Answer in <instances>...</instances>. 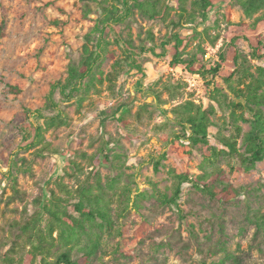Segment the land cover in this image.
<instances>
[{
  "label": "rangeland",
  "instance_id": "374dc122",
  "mask_svg": "<svg viewBox=\"0 0 264 264\" xmlns=\"http://www.w3.org/2000/svg\"><path fill=\"white\" fill-rule=\"evenodd\" d=\"M233 1L218 0L204 21L172 27L178 3L166 0V20H149L133 9L123 22L109 21L101 34L96 23L99 18L105 22L102 8L119 16L121 0H0V264L27 259L30 247L13 226L41 215L45 230L43 206L52 194L66 198L59 184L74 194L89 182L91 171L106 187L114 224L109 231L86 224L84 233L100 241L88 264H264V160L249 172L227 158L219 160L221 180L214 190L228 191L227 201L210 199L190 185L182 187L176 206L157 198L170 195L171 174L195 177L202 172V146L186 139L173 121L172 107L191 100L214 108L211 146L222 148L216 141L219 131L233 133L229 111L212 101L210 91L224 89L222 78L233 71L234 52L247 56L245 39L261 34L232 26L252 22ZM147 34L153 36L158 57L127 47L130 41L136 49L148 48ZM175 34L184 39L182 58H195L196 69L213 66L226 52L220 74L207 77L208 89L198 75L169 65L172 43L164 51L161 44ZM232 38L238 40L228 50ZM100 43L95 73L104 79L118 69L116 79L94 81V87L86 79L77 92L63 95L68 66L79 63L83 45L95 51ZM250 63L252 73L264 67V61ZM168 85L177 88L175 99L165 90ZM57 115L65 123L47 127L46 120ZM237 125L243 133L249 130L244 121ZM37 127L42 128L41 143L34 136ZM43 145L56 153L41 155ZM96 154L100 164L94 167L89 158ZM74 162L80 169H74ZM111 183L114 188L108 190ZM63 206L78 218L70 204ZM52 237L57 239L58 231Z\"/></svg>",
  "mask_w": 264,
  "mask_h": 264
},
{
  "label": "trees",
  "instance_id": "16d2710c",
  "mask_svg": "<svg viewBox=\"0 0 264 264\" xmlns=\"http://www.w3.org/2000/svg\"><path fill=\"white\" fill-rule=\"evenodd\" d=\"M190 2V9L187 10V2ZM218 0H177L178 3V21H171L172 27H178L181 24H194L198 19L206 20L208 12H210L216 5ZM124 12L115 16L112 10H106L105 22L98 19V31L102 34L104 27L108 25L109 21L123 22L131 16L133 9L140 15L149 20H166L169 13V6L166 0H121ZM232 5H236L242 11L244 17L251 20V24H231L234 27L242 29H259L261 34L254 37L246 38L245 41L249 47V54L247 56L238 52H234L232 63L233 71L222 78L224 89L213 88L210 91V97L214 103L219 107L225 106L229 111L231 120V129L233 133L225 136L221 131L216 135V141L222 148L211 146L208 141L209 129L213 127L211 116L214 115V108L204 109L201 104H196L191 100H186L171 108L173 121L181 128L182 133L192 145H201L203 150V161L201 167V174L192 177L188 174H171L172 185L169 188L170 195L160 194L157 197L160 203L165 206H176L177 201L181 197L182 187L190 185L195 190L203 193L210 199L227 201L230 194L226 190L220 193L215 192V184L221 180V168L219 160L227 158L229 161L235 163L245 172L253 170L256 165L264 160V67L256 66L254 72L250 71L252 65L250 61H264V0H234ZM183 22V23H182ZM230 25V24H229ZM147 40L151 45L148 48L139 47L134 48L130 41H127V47L139 53H154L155 46L153 43V36L147 34ZM238 38H232L228 48L234 49V44ZM184 39L175 34L170 37L167 44H161L162 51L166 45H171L172 57L169 65L171 68L183 66L184 69L194 75L201 77L205 86H210L207 77H217L222 71V66L226 59V52L219 53L218 61L209 68L201 66L196 69L194 65L196 60L183 59L180 48L182 47ZM101 43L98 44L95 51H91L87 45H83L80 61L77 65H69L67 69L68 82L61 88V93L64 95L73 94L78 91L81 83L88 79L87 86L94 87V81L102 83L106 80L112 83L118 76V69L109 73L102 79L100 72L97 70L96 63L100 58ZM229 50V49H228ZM164 52H162L163 54ZM161 54V55H162ZM115 66L118 64H114ZM91 83V84H90ZM87 88V87H86ZM85 88V89H86ZM11 89H16L11 87ZM165 90L171 99L177 97V88L168 85ZM18 91V90H17ZM157 100L159 94L155 93ZM248 116L246 118L245 116ZM124 123L122 118L118 120ZM238 121L248 123L249 130L245 133L237 125ZM47 127H58L63 125L64 119L61 115L46 120ZM35 139L37 143L42 142V128H35ZM240 139V151L238 140ZM38 153L55 154V151H50L46 145L41 146ZM108 160L106 156H103ZM90 164L94 167L100 164L99 155L96 154L89 158ZM75 170L80 169L75 162L72 164ZM157 167V165H156ZM208 168V169H207ZM89 182L79 186L74 194L70 192L63 184H59V188L65 193L66 198L61 199L52 194L49 204L44 205L42 210L47 215L45 221V230L41 229L40 223L42 216L32 218L29 222L22 225L15 224L13 227L18 229L21 235L25 238L26 243L30 247L26 252L27 259L23 261L18 260L16 264H88L90 259L95 257L100 241L97 236L89 237L84 233L86 224L96 225L100 230H111L113 227V219L109 213L110 206L104 199L107 193L103 186L100 185L98 174L91 171L89 173ZM94 185V187H93ZM108 190H113L114 184L107 186ZM96 190V192H94ZM235 193H238L235 191ZM126 199L129 201V198ZM70 204L73 211L78 215V218L68 213L67 207L63 206ZM127 209V204L122 211ZM97 220L100 222L98 223ZM58 231V238L54 239L52 234ZM85 235L86 240L82 238ZM57 240L59 241V248L53 261L47 259L52 257V249L56 247ZM73 253L79 254V257L73 259Z\"/></svg>",
  "mask_w": 264,
  "mask_h": 264
}]
</instances>
